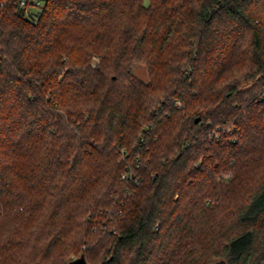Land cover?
I'll list each match as a JSON object with an SVG mask.
<instances>
[{
  "label": "trees",
  "instance_id": "1",
  "mask_svg": "<svg viewBox=\"0 0 264 264\" xmlns=\"http://www.w3.org/2000/svg\"><path fill=\"white\" fill-rule=\"evenodd\" d=\"M41 8L0 0V264H264V0Z\"/></svg>",
  "mask_w": 264,
  "mask_h": 264
},
{
  "label": "built area",
  "instance_id": "2",
  "mask_svg": "<svg viewBox=\"0 0 264 264\" xmlns=\"http://www.w3.org/2000/svg\"><path fill=\"white\" fill-rule=\"evenodd\" d=\"M20 7L23 8L26 14L30 17H37V15L41 11V6L43 4V0H19ZM31 8H35V10H31Z\"/></svg>",
  "mask_w": 264,
  "mask_h": 264
},
{
  "label": "rangeland",
  "instance_id": "3",
  "mask_svg": "<svg viewBox=\"0 0 264 264\" xmlns=\"http://www.w3.org/2000/svg\"><path fill=\"white\" fill-rule=\"evenodd\" d=\"M144 3L145 4H148L149 3V0H144ZM31 10H35V8H31ZM96 60H94V63H95ZM135 71L136 73L143 79H147L148 77V73H147V70H146V67L144 64L142 63H137L136 66H135ZM264 168V167H263ZM262 168V169H263ZM255 175L257 176L256 179H253L252 178V182L253 184L257 183L258 182V179L260 177V172L257 170Z\"/></svg>",
  "mask_w": 264,
  "mask_h": 264
},
{
  "label": "water",
  "instance_id": "4",
  "mask_svg": "<svg viewBox=\"0 0 264 264\" xmlns=\"http://www.w3.org/2000/svg\"><path fill=\"white\" fill-rule=\"evenodd\" d=\"M199 120H200V117H198V118L196 119V122H198ZM71 264H89V263L87 262L85 256H84V255H81V256L75 258V259L71 262Z\"/></svg>",
  "mask_w": 264,
  "mask_h": 264
}]
</instances>
